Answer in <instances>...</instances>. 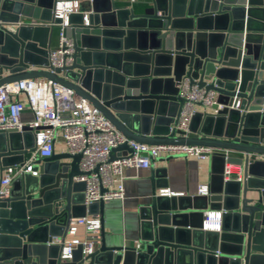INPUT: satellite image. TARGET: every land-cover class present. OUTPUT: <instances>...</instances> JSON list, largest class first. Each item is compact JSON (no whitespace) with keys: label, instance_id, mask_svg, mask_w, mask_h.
<instances>
[{"label":"water","instance_id":"water-1","mask_svg":"<svg viewBox=\"0 0 264 264\" xmlns=\"http://www.w3.org/2000/svg\"><path fill=\"white\" fill-rule=\"evenodd\" d=\"M59 1L0 0V85L51 80L85 99L126 139L209 147L217 166L208 194L190 196L186 205L159 194L163 177L151 168L136 248L107 246L103 202L88 206L100 216V244L84 259L77 247L65 261L61 243L47 241L63 233L70 217L84 214L85 186L73 180L82 173L81 154L35 158L0 197V264H264V171L258 169L264 160L255 158L264 157V0H149L141 13L114 0H78L80 11L68 13L63 28L73 45L71 63L50 71ZM16 23L14 30L5 26ZM183 77L223 104L215 113L195 111L186 133L175 128L187 102L177 86ZM33 132L27 126L0 132V175L35 149ZM110 151L113 160L132 149L124 142ZM175 157L185 155L156 159ZM225 161L240 165L241 180H223ZM207 208L221 211L219 230L203 231Z\"/></svg>","mask_w":264,"mask_h":264},{"label":"built area","instance_id":"built-area-1","mask_svg":"<svg viewBox=\"0 0 264 264\" xmlns=\"http://www.w3.org/2000/svg\"><path fill=\"white\" fill-rule=\"evenodd\" d=\"M135 0H129L133 3ZM79 1H60L54 10L57 22V44L50 47L47 54L46 69L67 66L71 63L72 41L63 33L67 26V14L78 12ZM86 21V15L83 14ZM0 24L3 22L0 21ZM15 25H5L14 30ZM179 94L186 99L180 111L176 129L187 132V126L195 112L194 103H200L204 108H211L215 113L223 104L217 102L216 93L212 90L189 86L188 79L183 77L177 85ZM235 103L234 107L238 106ZM28 111L30 119L23 120L22 113ZM29 127L34 135V147L23 160L5 167L0 175V197L9 195L13 179L25 171H31L35 158L48 157L54 150V142L61 141L65 152L80 153L78 162L82 172L73 180L83 182L84 214L70 217L63 233L53 236L47 244H60V259L69 261L73 251L80 247L81 259L92 253L100 244L101 220L98 211L88 212V206L106 202L110 199L124 198L123 170L125 168H148L151 160L170 154H184L198 160H208L212 149L198 145L159 144L150 145L126 139L117 131L111 122L85 99L77 96L71 89L44 78L21 79L0 85V132L12 130L21 131ZM126 143L132 151L124 156L109 160L110 149L121 143ZM34 173V172H33ZM240 165L225 161L222 169L224 181L242 178ZM198 195H207L208 187L201 184L197 188ZM160 195H180L168 188L158 190ZM221 211H208L203 218V229L219 230ZM81 230V232H80ZM138 245V244H137ZM86 261H83L82 264Z\"/></svg>","mask_w":264,"mask_h":264},{"label":"crops","instance_id":"crops-1","mask_svg":"<svg viewBox=\"0 0 264 264\" xmlns=\"http://www.w3.org/2000/svg\"><path fill=\"white\" fill-rule=\"evenodd\" d=\"M69 1V0H63ZM102 2L104 0H101ZM116 5H126L134 7L137 12H146L149 10V0H135L129 3V0H114ZM60 2V1H59ZM58 29H54L50 47L57 44ZM195 111L211 112V108H204L200 103L193 104ZM22 119L28 120L31 114L28 111L22 113ZM141 123V122H140ZM54 152H65L64 145L61 141L54 142ZM228 157L236 156L231 152H227ZM160 157V156H159ZM259 160H264V157H255ZM237 164V163H234ZM217 164H213L211 159L198 160L193 157H175L169 159H154L148 168H125L123 173L124 179V198L110 199L103 202L102 205V228L104 233V242L107 246H123L136 248L140 238V217L139 209L142 206H147L151 198V182L150 171L153 167L156 172V177L163 182L160 183L159 189L168 188L172 192H181L182 196L176 199L166 196L167 201H177L182 205L189 203L187 199L190 196L198 195L197 188L201 184H206L211 188V169ZM259 171H264V166H259ZM242 171V170H241ZM176 199V200H175ZM217 211L216 209L207 208L206 212ZM198 214L191 216L192 222H198ZM182 222L184 220H181ZM203 231H214L212 229H203ZM81 232V230H80ZM213 239L212 233L208 234ZM87 263V261L85 262Z\"/></svg>","mask_w":264,"mask_h":264}]
</instances>
